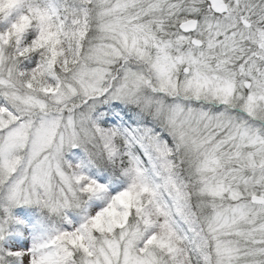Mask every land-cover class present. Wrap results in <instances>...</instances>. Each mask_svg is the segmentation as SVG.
Listing matches in <instances>:
<instances>
[{
  "label": "snow or ice",
  "instance_id": "obj_1",
  "mask_svg": "<svg viewBox=\"0 0 264 264\" xmlns=\"http://www.w3.org/2000/svg\"><path fill=\"white\" fill-rule=\"evenodd\" d=\"M0 264H264V0H0Z\"/></svg>",
  "mask_w": 264,
  "mask_h": 264
}]
</instances>
